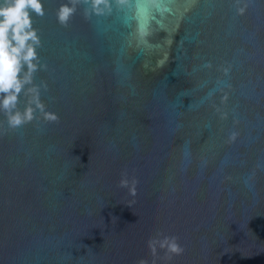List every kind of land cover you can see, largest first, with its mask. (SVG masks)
Wrapping results in <instances>:
<instances>
[{
	"label": "water",
	"instance_id": "1",
	"mask_svg": "<svg viewBox=\"0 0 264 264\" xmlns=\"http://www.w3.org/2000/svg\"><path fill=\"white\" fill-rule=\"evenodd\" d=\"M42 3L32 119L0 111V264H264V0H164L143 34L136 0Z\"/></svg>",
	"mask_w": 264,
	"mask_h": 264
},
{
	"label": "clouds",
	"instance_id": "2",
	"mask_svg": "<svg viewBox=\"0 0 264 264\" xmlns=\"http://www.w3.org/2000/svg\"><path fill=\"white\" fill-rule=\"evenodd\" d=\"M134 6L138 27L143 34L147 31L151 9L163 8L164 0H136ZM105 7L110 5L106 3ZM96 10L101 11L99 8ZM32 11L42 14V0H0V111L4 112L10 126H18L31 120L33 116L31 106L23 113L14 110L24 86L31 81L32 73L37 68L36 44L39 41L36 30L32 27ZM72 11L71 6L62 5L60 19L66 20ZM239 11L243 13L245 9L242 7ZM50 118L59 119L55 114ZM119 183L128 186L130 182L126 176H122ZM137 184L138 181H131L129 190L132 195L137 194ZM158 244L161 248H166L165 255L169 258L173 253L180 254L184 251L175 236H165L163 240L152 238L148 241V247L154 256ZM139 264H148V261L141 260Z\"/></svg>",
	"mask_w": 264,
	"mask_h": 264
}]
</instances>
